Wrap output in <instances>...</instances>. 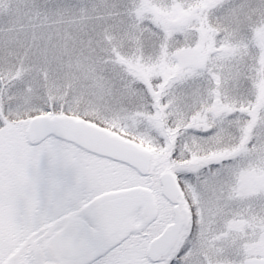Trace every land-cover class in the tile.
Listing matches in <instances>:
<instances>
[{
  "label": "snow or ice",
  "instance_id": "1",
  "mask_svg": "<svg viewBox=\"0 0 264 264\" xmlns=\"http://www.w3.org/2000/svg\"><path fill=\"white\" fill-rule=\"evenodd\" d=\"M0 264H264V0H0Z\"/></svg>",
  "mask_w": 264,
  "mask_h": 264
}]
</instances>
